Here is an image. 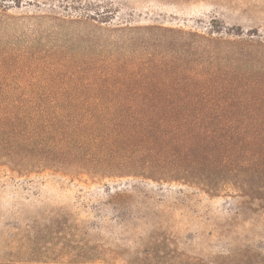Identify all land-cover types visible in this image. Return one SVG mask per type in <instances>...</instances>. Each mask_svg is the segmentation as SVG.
Returning <instances> with one entry per match:
<instances>
[{"label":"rangeland","instance_id":"obj_1","mask_svg":"<svg viewBox=\"0 0 264 264\" xmlns=\"http://www.w3.org/2000/svg\"><path fill=\"white\" fill-rule=\"evenodd\" d=\"M195 38L214 40L222 64L248 71L230 78L264 83V0H0V97L32 100L30 112L49 115L117 110L95 103L87 84L97 70L143 71L171 56L199 65ZM229 102L230 113L249 117L232 126L264 128V90ZM4 161L0 262L264 264V175L240 178L241 197L205 191L191 176L99 178L55 166L20 174Z\"/></svg>","mask_w":264,"mask_h":264},{"label":"trees","instance_id":"obj_2","mask_svg":"<svg viewBox=\"0 0 264 264\" xmlns=\"http://www.w3.org/2000/svg\"><path fill=\"white\" fill-rule=\"evenodd\" d=\"M235 29L231 30L242 35L240 27ZM181 34L186 39L194 35ZM213 41L205 38L192 46L203 59L199 65L173 56L165 63H150L143 71L104 64L87 87L96 92V104L115 103L117 110L49 115L30 112L32 100L0 97L3 164L11 163L10 169L20 174L55 166L64 175L99 178L136 171L163 180L181 175L193 177L216 195L246 196L239 179L264 175V128L232 126L249 117L230 113L227 105L237 91L264 90V83L230 78L231 73L248 71L222 64V53ZM110 92L116 94L106 96Z\"/></svg>","mask_w":264,"mask_h":264}]
</instances>
